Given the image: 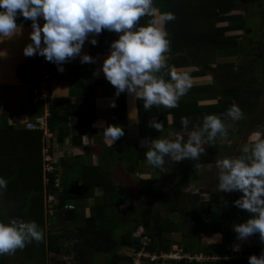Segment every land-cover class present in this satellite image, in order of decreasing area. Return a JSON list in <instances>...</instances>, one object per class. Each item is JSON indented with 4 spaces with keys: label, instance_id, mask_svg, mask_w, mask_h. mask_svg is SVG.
<instances>
[{
    "label": "trees",
    "instance_id": "16d2710c",
    "mask_svg": "<svg viewBox=\"0 0 264 264\" xmlns=\"http://www.w3.org/2000/svg\"><path fill=\"white\" fill-rule=\"evenodd\" d=\"M238 2L239 0H153V6L157 7L160 12L171 11L175 14V19L167 22L165 26L171 42L170 50L166 53V67L163 68L166 73L169 74L171 71L169 68L173 66L176 70L188 72L191 78L205 77L207 75L206 71L208 72L209 70L221 71L229 79L233 78L237 68L235 61L231 60L230 62L222 63L218 61V57L220 56V59L225 56L227 58H234L239 55L238 53L241 48L238 39L241 35L237 34V32L244 30L247 21L243 16L245 11H236L235 9L238 8ZM263 2L264 0H262ZM150 19V17L145 16L141 18L140 23L147 25ZM191 19L195 20L197 25ZM117 38V34H114V32L102 30L99 34L97 45L90 47L89 54L93 57L108 55L110 43ZM217 52L218 55L216 56ZM33 60L37 61V65L31 69L30 74L24 77V82L28 89H33L37 86L44 73L49 76V89L51 92L54 91L53 82L55 80H68L71 76H73L75 83L81 84L84 88L85 96L78 97L75 101L72 100L71 95L55 96L49 99L50 116H48V127L52 139L62 142L65 136L70 133V128L66 125L70 118L74 117L77 118V129L81 135L90 130L95 120V114L93 113L95 81L94 78L88 77L86 69L90 63L82 64L79 58H75L64 64L65 71L60 73L57 71V67H52L48 61L44 70L43 56L34 58ZM33 60H30V62ZM238 88L240 90L238 93H235V90L230 91L231 93L229 92L226 97L220 96L219 98L217 85L212 83L203 85L202 82L192 83V87L187 92L189 93V97L191 96V99L179 100V106L171 109L173 129L178 131L192 130L195 125H202L203 118L208 114L219 116L223 122H231L233 120L226 113L233 104L239 105L242 109L244 119H250L252 124L255 123L261 116L258 113L260 111L258 101L260 97L259 91H253L252 88L246 85L239 86ZM31 95L33 97V90ZM138 105L139 108H144L142 100H138ZM155 107L153 105L151 109H146L147 118H152L156 115L161 121L165 116H160ZM31 108L39 116L44 114L45 108L42 104H33L31 102ZM252 114H255V116L253 117ZM181 117H187L190 121L187 130H184L181 126ZM263 135L264 133L259 140L264 139ZM42 140V131L28 130L25 127L15 128L13 124L9 125L7 122H4L3 117L0 118V177L7 180L4 196L8 199L7 203L9 204L12 203L11 201H15L16 205L24 201L27 202V200L29 201L28 207L30 209L26 211L25 215L19 214L18 209H14V211L18 217L21 216V219L27 221L34 220L43 229L44 239L41 242L33 241L34 245L39 244L42 246V249H45L47 243L51 250L60 251L62 254L70 256L74 254L77 260L82 254V243H75L73 244L74 247L72 245H64L67 239L69 241L76 239L77 234L75 231L69 232V229H65L61 234L46 231L45 198H49V196L56 198L58 205L52 208L58 209L57 207H59L58 210H62L64 205L71 204L70 202L75 201L77 198H85L90 201L89 199L93 198L92 193L96 187H102L106 192L111 193H115L116 189L110 182L109 175L106 172L99 167L92 166L84 169L85 184L83 186L64 187L63 190L55 187L56 172H51L47 174V177L45 176L44 145ZM217 149V146L213 147L214 151ZM146 151L142 149V158H145L143 153ZM57 163L54 162L53 164ZM63 168L65 170V166ZM58 173H62L61 187H63V172L59 170ZM88 174L94 176V180L91 179L90 183ZM45 178L49 179L48 183H45ZM163 180V174L159 173L158 176H154L147 181H142V183L150 195L159 196L163 189ZM188 183L187 178H183L178 187H175V199L178 196L179 198L185 196L181 188ZM201 193L202 196L208 194L207 198H203L202 196L191 197L192 207L186 213L179 208V202L174 206L172 213L177 215L175 217L177 219L167 218L158 213L153 215L151 213L152 203H149L148 211L141 216L140 220L135 222L133 231H128L119 243L125 248L133 249L135 253L144 249L146 253L159 256L162 252H168L172 248V241L167 239V234L178 232L182 233L184 237H192L195 233H202V213L210 211L211 204L220 202V199L216 194L207 189H202ZM90 211V216L86 219L87 224L94 223L97 220L95 228H97L100 233L99 236L103 240V236H107V232L109 231V228L103 225L105 222L108 223L107 216L109 214H107L104 207H98L94 210L90 209ZM74 212V209H64V217L62 218L61 214L60 216L66 222H69L74 217ZM232 212L235 213V211ZM251 215V213L245 210H240V222L246 221ZM4 216V213L0 211V220L4 219L7 222L9 219H6ZM153 216H155L154 222L152 221ZM54 219L60 220L59 216H56ZM132 220L133 217L129 221ZM53 223H55L54 220ZM142 227L144 230L140 235H136V230ZM215 230L216 226L213 225L212 231L214 232ZM220 234L222 248L221 251H218L219 259L217 261L198 262L193 259L190 262L188 259H183L173 262V264H248V260L246 259L226 260L232 254L240 252L239 249L236 250L237 246L232 247L234 242L240 240H237L236 233L220 230ZM252 236L256 240H260L259 234ZM142 237L148 238V243H142ZM35 249L36 247L33 249L34 253H38V248ZM259 250V245H255L253 251L243 250L241 252L243 254H257ZM2 257L3 255H0L1 260H3ZM132 260L133 257H130L129 261L133 264ZM148 262L153 263L149 260ZM42 264H46V262Z\"/></svg>",
    "mask_w": 264,
    "mask_h": 264
},
{
    "label": "clouds",
    "instance_id": "9594fccd",
    "mask_svg": "<svg viewBox=\"0 0 264 264\" xmlns=\"http://www.w3.org/2000/svg\"><path fill=\"white\" fill-rule=\"evenodd\" d=\"M145 16L151 18L147 25L140 23ZM19 17L30 20L32 27L31 42L24 47L23 54L43 56L55 64L60 73L65 71L64 64L77 57L82 64L95 63V57L83 52L85 42L97 45L102 30L116 33L118 38L110 43L109 54L100 70L115 88L117 98L126 92L133 99L142 100L145 109L153 105L176 108L180 98L192 87V78L186 71L172 70L167 80L156 75L166 67V53L171 42L165 26L175 19V14L160 12L153 6V0H0V42L22 34V24L17 22ZM109 106L116 107L115 99ZM226 115L238 121L244 112L239 105L233 104ZM189 123L187 117H181L184 130ZM147 125L160 133L164 130V123L155 118L148 120ZM124 134V128L119 125L109 124L104 128V135L112 144ZM217 134H227L224 122L219 116L208 114L202 125H195L187 132V137L177 133L173 139L145 138L142 141L148 146L145 158L149 165L160 170L164 168L166 157L174 162L197 161L206 153L205 143ZM216 166L219 191L240 193L232 205L252 214L246 221L233 225L237 240L244 241L259 234L256 245L260 247L262 242L264 246V139L254 143L250 154L218 159ZM6 187L7 180L0 177V192ZM63 209H73V205L66 204ZM43 239L44 231L34 220L25 221L19 217L7 222L0 220V255L12 254ZM147 254L149 257H143V263L148 260L154 263L169 256ZM153 256L155 260H151ZM60 258L65 264H74V256L64 254ZM218 259L217 256V259L206 261ZM248 264H264V250L259 256H249Z\"/></svg>",
    "mask_w": 264,
    "mask_h": 264
},
{
    "label": "crops",
    "instance_id": "0c3cea01",
    "mask_svg": "<svg viewBox=\"0 0 264 264\" xmlns=\"http://www.w3.org/2000/svg\"><path fill=\"white\" fill-rule=\"evenodd\" d=\"M17 22L22 24V34L15 35L12 38H6L3 42H0V118L3 117L4 122H7L9 125L13 124L15 128H26L28 123H35L38 119L44 117L43 114L40 116L37 115L36 111L31 108L30 101L32 95L24 82L25 75L30 74L31 69L37 65V61H34L33 59L40 57V55L26 57L23 54L24 47L31 42V21H26L23 17H19ZM42 23L43 21H41V24ZM91 46L92 45L86 41L83 46V52L89 54ZM106 56L107 55L95 56V63H90L86 68L88 77L94 78L95 81L93 100V113L95 114V120L93 121L91 129L81 135L77 129V118H70L66 125L69 126L70 133L65 136L62 142L52 139L53 149L61 154L58 163L60 166L59 169L63 172V189L64 187L71 188L83 186L85 184L84 169L91 166L99 167L106 172V174L109 175L110 182L116 189L115 193H111L106 192L102 187H96L92 193L93 198L89 199L90 201L85 198L75 199L74 203H72L75 215L69 220V222L62 219L64 217V209L57 210L55 207L48 208L46 201V231L61 234L65 229H71L69 231L77 232V230H80L84 233L78 237L79 239L76 237V239H72L71 241L74 243V241L77 240L75 242L76 244L82 243L83 249L79 259L76 260L74 254L72 255L74 256V264H132L129 259L133 256L129 254V251H133V249L125 248L121 246L119 242H121L123 236L126 235L129 230L133 231L135 226L132 229L130 228L134 222L130 223L131 221L124 219V215H122L123 213H116L117 211H122L131 204L129 203V199L131 198L130 195H137L139 191L141 192L142 189H146L142 181L152 179L154 176H158L159 173H162L164 178L162 182L163 189L159 196L149 194L152 200H137L136 206L143 211L141 213H146V211H148L149 203H152L151 213H158L163 216L156 208L158 207L159 202L169 206L171 212L174 210V206L179 202V208L186 213L192 207L191 197L202 196L201 191L187 194L182 187L181 190L185 196H181L180 198L178 196V198L175 199L174 190L175 187H178L180 181H177L175 186H173L174 177L176 178V176L181 175L179 180L187 178L189 183L185 185V187H188L192 182H197L199 181V178H202V176L198 175V170H195V167L193 168V165H191L190 162L188 163L187 161H184L185 163L174 165V167H172V164L169 165L170 163H168V161L171 163L175 162L166 157L164 168L163 170H160L153 168L148 164L146 158H142V149L144 151L148 150V146H145L142 143L145 138L152 139L167 136L165 138L173 139V137L168 135L172 133H183V131L173 129L171 121L172 108H165L162 105H154L156 106L155 109H157V113L160 116H165L161 121L166 126L164 127L163 132L160 133L147 125L148 120L154 118L159 120V118L156 115L152 118H147V110L145 108H139L138 100L133 99V97L126 92L121 93L118 98L115 97V88L105 79L100 70L102 62ZM30 60L33 61L30 62ZM46 62L47 61L43 57L44 70ZM49 64H51L52 67H57L51 62H49ZM25 66L28 68H25ZM169 70L172 71L176 69L173 66H170ZM156 75L166 80L169 79L168 73H166L163 68ZM53 88L55 96L71 95L73 101L78 97L85 96L83 86L75 83L73 76L68 80H55L53 82ZM218 96L220 98V93ZM113 99L116 101L115 108L109 106L110 101ZM182 99L190 100L191 96L189 97V93H186L180 98V100ZM19 104H22V106ZM29 108L31 109L30 113L28 112ZM27 113L29 116H26ZM258 113L262 114L260 111ZM109 124L122 126L125 130V134L116 140L114 144H112L110 139L104 135V128ZM212 141H214V139ZM53 152L55 153L54 150ZM143 154L145 155V152ZM63 166H65V170ZM173 168H177L175 171L179 174H176L175 172L176 175L174 174L172 177L171 174H173L174 170H170ZM93 177L94 176H91V174H88L89 183L91 182V179L94 180ZM166 187L169 188V193H166L164 196ZM0 193L3 196L5 194L4 191ZM227 195L231 196L227 199L225 198L226 196L222 197V195H217L220 202L212 203L210 211L202 213V233H195L192 237H184L182 233L178 232L167 234V239L172 241V248L170 251L162 252L161 254L173 255L172 258H168L167 260L163 259L162 261L159 260L154 263L145 261L143 264H173V262L188 259L185 256L187 254L218 256V251H221L222 248L220 230L235 233L233 231V225L241 223L239 218V211L241 209L232 205V201L238 198V196L234 194L232 195L231 193H227ZM237 195H240V193H237ZM50 197L52 199L54 198L52 196H49V198ZM202 197L204 198L205 196ZM98 207L106 208L107 214H109V216H107L108 223L106 225L103 223V225H105L104 227L109 228V231L107 232L108 234L107 236H103V240L102 237L99 236L100 233L97 228H95L97 220L94 221L95 224L93 222L87 224L86 220L87 217L90 216V209L94 210ZM232 211H235V213ZM52 212L57 213L60 220L52 218L51 215L54 214ZM173 215L177 217V215ZM53 220L55 223H53ZM119 220L121 222L117 224L116 222ZM82 221H84L85 224L83 223L81 225L80 223ZM49 222L51 227L58 226L59 228H54L52 230L48 229ZM113 222H115L114 225ZM213 225L216 226L214 232L212 231ZM73 227L75 228L73 229ZM140 229L141 228H138L136 233ZM116 233H121L120 237H117ZM66 241H68V239ZM256 241L257 240L253 236H250L244 241L234 242L232 247L237 246L252 251L255 248ZM177 246L180 247V250L178 251ZM35 247L36 249L38 248V253H34L35 251L33 249ZM72 247H74V245H72ZM92 252H94V254L91 257ZM177 253L179 255L175 258L174 255ZM60 254H62L60 251L51 250L47 243L45 249H42V246L39 244L34 245V242H32L27 244L23 249H17L12 254H3V260L0 259V264H19L22 260L27 264H42L43 262H46V264H65V262L61 260ZM16 255L18 257H15ZM48 255L49 257L51 256V262L49 261ZM86 258L89 259L86 260ZM188 261L191 262L192 260L188 259Z\"/></svg>",
    "mask_w": 264,
    "mask_h": 264
},
{
    "label": "rangeland",
    "instance_id": "374dc122",
    "mask_svg": "<svg viewBox=\"0 0 264 264\" xmlns=\"http://www.w3.org/2000/svg\"><path fill=\"white\" fill-rule=\"evenodd\" d=\"M237 6L240 8H235L236 11L245 10V13L243 14V16L245 17L244 19H246V21H247V24L245 25L244 30L237 32V34L241 35L240 38L238 39V43L240 44V48H241L239 50V53H238L239 55H237L234 58H227L225 56V57H222V59H220V56L218 57V61L219 62L221 61L222 63L230 62L231 60L235 61L237 68H236V71L234 72V77L229 79L227 77V75L221 71H215V70L210 71L209 70L208 72L206 71L208 76L192 78V83L202 82L203 85H207L210 83L215 84V85H217V87L219 89V93H220L221 97H223V96L226 97V95L230 91H234V90H235V93L236 92L238 93L240 91L238 87L246 85V86L252 88L253 91L254 90L256 92L259 91V94H260V97L258 98L259 99L258 100L259 101V109H260V112H262V114L260 113V115H261L260 119L257 120L253 124L251 123L250 119H248V120L244 119L245 117H243L242 119H240L238 121L224 122L227 134L226 135L217 134V136L214 138V141H209V142L205 143L204 147H205L206 153L204 155H202L199 160H197V161L183 160V161H181V163L180 162L171 163L168 161V163H170L169 165L172 164V167H174V165L185 163L184 161H187L188 163L190 162L191 165H193V168L195 167V170H198V172H199L198 175L202 176V178H199V181L192 182L190 185H188V187L183 186L182 189L187 194L197 193L200 191L202 192V188H204V189H207L208 191H210L216 195H219V196L222 195V197L226 196L225 198L228 199V197H230L231 195H227L226 192L221 193L218 189V172H219V169L216 166V161L218 159H223L225 157H238L241 155L250 154L254 143L257 142L260 138H262V134L264 133V115H263L264 114V10H263L264 9V2L262 3V0H239ZM166 10H167V8H166ZM192 20L193 19H191V21ZM192 22L197 25L195 20H193ZM216 51H218V50H216ZM223 52H221V53H223ZM215 55L217 56L218 52ZM29 91L32 92V89L29 88ZM198 94H195V95H198ZM31 102L34 104V97H32V96H31L30 103ZM19 105L22 106V104H19ZM28 112L29 113L31 112L30 108H29ZM252 115H253V117L255 116V114H252ZM26 116H29L28 113L26 114ZM43 116L45 119H47V116H50L49 110L46 113L44 112ZM171 121H172V119H171ZM237 129H239V131H237ZM233 130H235V132H233ZM190 131L191 130H189V131L187 130V132H190ZM187 132L183 131L182 134L185 133L184 135H185V137H187ZM176 134L177 133H172L168 136H171L174 138ZM165 137H167V136H162V138H165ZM263 137H264V135H263ZM50 140H51V145H52L53 142H52V137L50 135V130H47V136H45L44 141L49 144ZM216 146L218 149L214 151L213 147H216ZM53 150L55 151V153L53 152V156L48 155L49 156L48 160L51 161V163L60 161V155H61L58 153V151L56 152V150L53 149V146H52V151ZM52 165H53V168L58 169L56 172H59V170H60L59 169V167H60L59 163L52 164ZM177 168H173L170 170V171L174 170L173 174H171L172 177L175 174V172H176V174L178 173L177 171H175ZM180 176L181 175L176 176V178L174 177L173 186H175L177 181H181V180H179ZM136 178H138V177H136ZM45 183H48V182L45 181ZM62 186H63V183H62ZM55 187H57V186L55 185ZM57 188H59L60 190H63V187H61V174H60L59 187H57ZM5 190L6 189H4L3 191L5 192ZM165 190H166V192L164 193V196L166 195V193L167 194L169 193V188L166 187ZM237 193L238 192H233L231 194L239 196V195H237ZM130 196H131V198L129 199L130 200L129 203H131V204H129L122 211H117L116 214H119V213L122 214L123 213L122 215H124V219H126L128 221L131 217H133V220L130 222V223L134 222V223H132L131 228H130V229H132L135 226L134 225L135 222L140 220L141 216L144 214V213H141L143 211H141L140 209L137 208V206H136L137 200L146 201V200H152V198L149 195V192L145 188L142 189L141 192L139 191L137 195L133 194ZM203 196H205L204 198H206L208 196V194H204ZM236 196H234V197H236ZM227 199H223V200H227ZM22 200L24 201V199H22ZM22 200H20V201H22ZM161 200H163V199H161ZM46 201H47L48 208L55 206V204H58V201H56L54 198L52 199L51 197L48 198ZM7 202H8V199H6V197H4L0 193V211H2L4 213V215H5L4 217L6 219L18 217V215L14 211V209L15 210L18 209V213L19 214L22 213L24 215H25L26 211L28 209H30V207H28L29 206L28 200H27V202L24 201L23 203L18 204V205H16L15 201H11L12 203H10V204ZM70 203L72 204V203H74V201L70 202ZM156 208L159 212L162 213L163 216H165L167 218L168 217L169 218L170 217L171 218L176 217L170 211L171 208L167 205H164L162 202H159L158 207H156ZM23 209H26V210H23ZM52 213H54V212H52ZM153 215H155V214H153ZM51 216H52V218H55L58 215H57V213H54ZM19 218H21V216ZM2 220L6 221L4 219H2ZM152 221L153 222L155 221V216L152 217ZM120 222L121 221L119 220L116 223L118 224ZM83 223L85 224L84 221H82L80 224L82 225ZM114 223L115 222H113V225H114ZM49 224H50V222L48 223V229L52 230L54 228H59L58 226L51 227V224H50V226H49ZM106 224H107V222H105V225ZM74 228L75 227H73V229ZM69 230H71V229H69ZM141 230L142 231L144 230L143 227L137 233L138 234H139V232L141 233ZM76 233H77V238H78L79 236L82 235L83 231L77 230ZM120 234L121 233H116V236L120 237ZM71 241H69V240L65 241L64 245H73V244H75V242L77 240L74 241V243ZM141 241H142V243L146 244V243H148V238H146V240H144L142 238ZM178 250H180V247L177 246V251ZM136 253H135V251H129V254L131 256H133L134 259H135ZM93 254H94V252L91 253V257ZM62 255H64V254H60V256H62ZM178 255H179L178 253L176 255H174L175 258H177ZM172 256L173 255H169L168 257L164 256V257L168 259V258H172ZM185 256L188 259H191V260L195 259V260H198L199 262H204L208 259H217L216 255L212 256V255H207V254H197V255L187 254ZM15 257H18V256L16 255ZM48 257H49V255H48ZM50 258H51V256L49 257V261L52 260ZM88 259L89 258H86V260H88ZM20 262L21 263H19V264H27V263H24L23 260ZM7 264H9V263H7Z\"/></svg>",
    "mask_w": 264,
    "mask_h": 264
},
{
    "label": "built area",
    "instance_id": "2783aa9c",
    "mask_svg": "<svg viewBox=\"0 0 264 264\" xmlns=\"http://www.w3.org/2000/svg\"><path fill=\"white\" fill-rule=\"evenodd\" d=\"M32 90L34 92V104H42L43 105V101H47V100L49 101V99H52L54 97L53 92H51V90L49 89V76L46 73L43 74L42 79L39 81L37 86H35ZM48 110L49 109H45V113ZM27 128L29 130H40L43 132V145H44L43 155H44V163H45L44 164V171L46 174H49L51 172H56L57 169L53 168V165H52L53 163H51V161L48 160L49 156H51V155L53 156V151H52L53 145H51V140H50L49 144L44 141L45 136H47V130H49L47 119L42 117V118L38 119L37 122H35V123H28ZM45 181L48 182L49 179L45 178ZM59 182H60V174L58 172H56L55 185L57 187H59ZM143 239L146 240V237H143ZM262 250H263V243L260 242V250L255 255L259 256ZM241 251H243V250H240L239 253L232 254L230 257H227V258L228 259H246V260H248V257L253 255V254H243ZM143 257H149V255L144 251V249L141 252H138L136 254V260L134 261L133 264H141V259ZM155 259H156L155 256L151 257V260H155Z\"/></svg>",
    "mask_w": 264,
    "mask_h": 264
},
{
    "label": "bare ground",
    "instance_id": "6f19581e",
    "mask_svg": "<svg viewBox=\"0 0 264 264\" xmlns=\"http://www.w3.org/2000/svg\"><path fill=\"white\" fill-rule=\"evenodd\" d=\"M54 94V93H53ZM33 97H34V95H33ZM55 97V96H54ZM49 104H50V101H43V107L45 108V109H49ZM45 112V111H44ZM26 128H27V125H26ZM28 129V128H27ZM29 130V129H28ZM45 172V171H44ZM47 174L45 173V176H46ZM47 177V176H46Z\"/></svg>",
    "mask_w": 264,
    "mask_h": 264
}]
</instances>
